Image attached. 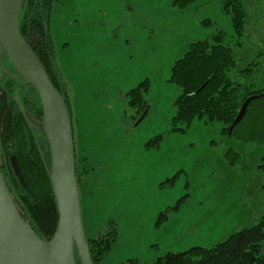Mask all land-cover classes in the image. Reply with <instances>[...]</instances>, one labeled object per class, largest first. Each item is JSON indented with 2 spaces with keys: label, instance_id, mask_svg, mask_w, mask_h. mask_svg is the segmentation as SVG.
I'll list each match as a JSON object with an SVG mask.
<instances>
[{
  "label": "rangeland",
  "instance_id": "374dc122",
  "mask_svg": "<svg viewBox=\"0 0 264 264\" xmlns=\"http://www.w3.org/2000/svg\"><path fill=\"white\" fill-rule=\"evenodd\" d=\"M248 6L242 39L222 0H54L50 31L85 234L90 246L116 232L99 264H156L168 252L210 248L264 215V143L251 146L205 117L184 130L173 122L180 88L171 69L193 40L221 31L239 70L264 53V0ZM145 80L149 111L138 122L129 91Z\"/></svg>",
  "mask_w": 264,
  "mask_h": 264
},
{
  "label": "trees",
  "instance_id": "16d2710c",
  "mask_svg": "<svg viewBox=\"0 0 264 264\" xmlns=\"http://www.w3.org/2000/svg\"><path fill=\"white\" fill-rule=\"evenodd\" d=\"M191 1L171 0L180 7ZM249 1L222 0L223 11L230 14L234 31L242 39L249 36L246 34L251 23ZM53 3L54 0H24L20 30L46 67L55 87L59 88L66 99L50 31ZM225 40L226 35L221 31L208 38L193 40L186 54L172 66L171 81L180 88V96L175 102L177 111L173 117L174 129L184 130L197 117H205L210 122L222 123L223 131L229 134L230 126L245 100L254 94L264 93V53L259 52L257 59L239 70L236 69L234 48ZM241 43L238 40L237 44ZM2 66L7 71L0 78L2 171L13 189L22 216L41 238L51 240L57 229L59 215L52 182L43 159L50 165L49 146L41 123V100L36 89L18 76L6 54L3 55ZM149 88V80H145L129 91L131 105L142 113L149 108L145 96ZM17 91L33 129L16 101ZM263 98L254 99L250 103L245 117L231 132L251 146L264 143V105L255 109L257 104L264 103ZM38 146L42 149L43 158ZM15 164L25 184L20 181ZM259 168L264 172V163ZM115 235L113 231L91 239L90 248L95 264H99L102 256L109 251L116 239ZM76 259L80 264L78 252ZM120 264H137V261L132 259ZM156 264H264V215L255 225L236 230L213 247L168 252Z\"/></svg>",
  "mask_w": 264,
  "mask_h": 264
},
{
  "label": "water",
  "instance_id": "95a60500",
  "mask_svg": "<svg viewBox=\"0 0 264 264\" xmlns=\"http://www.w3.org/2000/svg\"><path fill=\"white\" fill-rule=\"evenodd\" d=\"M23 2L0 0V78L7 72L2 66L3 55L6 54L18 76L36 89L41 100V123L49 146L50 165L38 147L52 182L59 218L51 240L41 238L22 216L0 160V264H79L77 252L80 264H95L83 225L71 111L67 99L55 87L46 67L20 30ZM262 97L264 93L254 94L245 100L230 126V135L245 117L250 103ZM16 101L33 129L18 97ZM147 113L145 111L138 122ZM15 168L20 181L25 184L17 164Z\"/></svg>",
  "mask_w": 264,
  "mask_h": 264
},
{
  "label": "flooded vegetation",
  "instance_id": "af4514ba",
  "mask_svg": "<svg viewBox=\"0 0 264 264\" xmlns=\"http://www.w3.org/2000/svg\"><path fill=\"white\" fill-rule=\"evenodd\" d=\"M136 109H137V108H136ZM148 109H149V108H148ZM148 109H146L145 111H149ZM145 111H144V112H145ZM144 112H143V113H144ZM143 113H142V114H143ZM76 163H77V162H76ZM80 192H81V191H80Z\"/></svg>",
  "mask_w": 264,
  "mask_h": 264
},
{
  "label": "bare ground",
  "instance_id": "6f19581e",
  "mask_svg": "<svg viewBox=\"0 0 264 264\" xmlns=\"http://www.w3.org/2000/svg\"><path fill=\"white\" fill-rule=\"evenodd\" d=\"M17 2H18V0H17Z\"/></svg>",
  "mask_w": 264,
  "mask_h": 264
}]
</instances>
